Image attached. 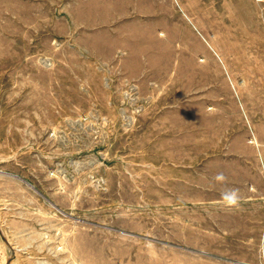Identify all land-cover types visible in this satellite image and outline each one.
I'll list each match as a JSON object with an SVG mask.
<instances>
[{"label": "rangeland", "instance_id": "obj_1", "mask_svg": "<svg viewBox=\"0 0 264 264\" xmlns=\"http://www.w3.org/2000/svg\"><path fill=\"white\" fill-rule=\"evenodd\" d=\"M0 228V264H264V0H0Z\"/></svg>", "mask_w": 264, "mask_h": 264}, {"label": "clouds", "instance_id": "obj_2", "mask_svg": "<svg viewBox=\"0 0 264 264\" xmlns=\"http://www.w3.org/2000/svg\"><path fill=\"white\" fill-rule=\"evenodd\" d=\"M215 179L217 181H223L226 178L224 177L223 173H218L216 175ZM224 199H226V200L230 201L231 203L235 204L237 202L236 192L233 191L230 195L225 196Z\"/></svg>", "mask_w": 264, "mask_h": 264}, {"label": "bare ground", "instance_id": "obj_3", "mask_svg": "<svg viewBox=\"0 0 264 264\" xmlns=\"http://www.w3.org/2000/svg\"><path fill=\"white\" fill-rule=\"evenodd\" d=\"M1 229V228H0ZM1 232H3V231H1ZM0 235H2L1 233H0Z\"/></svg>", "mask_w": 264, "mask_h": 264}]
</instances>
